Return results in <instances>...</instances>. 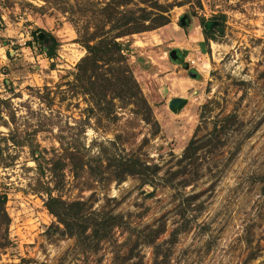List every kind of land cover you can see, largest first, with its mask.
<instances>
[{"label": "rangeland", "instance_id": "374dc122", "mask_svg": "<svg viewBox=\"0 0 264 264\" xmlns=\"http://www.w3.org/2000/svg\"><path fill=\"white\" fill-rule=\"evenodd\" d=\"M159 1L169 3V22L124 37L152 123L119 99L109 116H87L89 101L68 83L85 53L71 14L89 0H0V195L8 215L6 222L0 209V264H153L158 250L161 264H264V0ZM208 19L211 35H190ZM41 30L56 37L55 54L48 37L33 38ZM173 47L183 59L169 55ZM172 96L186 102L173 110ZM194 135L209 138L196 164L165 182ZM101 145L157 171L119 180L103 159L102 175L93 176L78 155ZM49 195L82 199L125 222L86 248L60 230ZM161 223L145 242L148 227Z\"/></svg>", "mask_w": 264, "mask_h": 264}, {"label": "trees", "instance_id": "16d2710c", "mask_svg": "<svg viewBox=\"0 0 264 264\" xmlns=\"http://www.w3.org/2000/svg\"><path fill=\"white\" fill-rule=\"evenodd\" d=\"M78 5L76 13L71 14L70 19L76 27V40L83 45L85 53L75 63L73 79L68 80V83L71 82L74 91L89 101L90 106L86 107L87 116L94 109L101 110L109 116L114 111V100L119 99L124 104H131L133 111L146 121H152L150 104L127 62V52L131 46L129 39L125 40L124 37L169 22L170 16L167 13L169 3L159 0H105L104 2L89 0L88 4L78 3ZM62 10L67 11V8L62 7ZM39 29L41 28L37 30ZM203 32L207 37L211 35V32L205 29ZM45 34L50 40L47 50L50 54H55L58 41L54 35L48 32ZM33 38L39 42L42 41L37 37L36 31H34ZM171 49L177 50L178 48ZM229 117L232 118L235 115H227L224 119ZM152 123L156 121L153 120ZM225 125V122H221L213 128V135L216 139H219ZM156 130L157 128L154 131ZM207 139L195 135L190 137L178 157L180 166L171 170L170 175L163 180L172 183V179L178 173L185 172L188 167L194 166L200 154L199 149L207 145ZM109 142L115 144L114 140H109ZM78 157L79 165L82 167L86 165L93 176L102 175L101 165L105 159V164L112 167L114 177L119 180L127 174L146 177L150 175V172L156 173L158 167L157 164H148L137 155L123 152L116 147L108 152L102 148V145L96 153L88 154L85 158L80 155ZM3 202L4 198L0 195L2 218L7 222L8 215L4 211ZM45 204L57 221L62 224L60 230L73 235L76 241L86 248L95 249L99 241L111 235L114 226L125 222L120 214L89 209L82 199L66 201L60 196L49 195ZM163 229V223L148 227L149 233L146 234L147 238L144 241L153 243ZM174 238L175 235L172 234L169 241L173 242ZM158 251H154L153 264H161L165 259L166 254L163 258H158ZM140 262L141 258H138L132 264H140ZM37 264L49 263L41 261Z\"/></svg>", "mask_w": 264, "mask_h": 264}, {"label": "water", "instance_id": "95a60500", "mask_svg": "<svg viewBox=\"0 0 264 264\" xmlns=\"http://www.w3.org/2000/svg\"><path fill=\"white\" fill-rule=\"evenodd\" d=\"M180 20H181V22H185V17H184V15L181 16V19H180ZM212 22H213V20H211V19L206 20L205 23H204V28H205L206 30H209V29H210V26H211V24H212ZM37 37H38L39 39H45V38H47L48 36L45 34V32H44L43 30H41V31H39V32L37 33ZM175 51H176L175 49H171L168 53H169L170 55L173 56V53H174ZM186 67H187V65H186ZM187 69H188L190 75H192V76H196V75H197V71H196V70H194V69H189L188 67H187ZM185 102H186V97H184V96H172V97L168 100V106H169L171 109L175 110V109L180 108Z\"/></svg>", "mask_w": 264, "mask_h": 264}, {"label": "crops", "instance_id": "0c3cea01", "mask_svg": "<svg viewBox=\"0 0 264 264\" xmlns=\"http://www.w3.org/2000/svg\"><path fill=\"white\" fill-rule=\"evenodd\" d=\"M202 32H203V29L200 32L198 30H195L194 33L190 34V35L194 36L197 40L201 41V40H203V33ZM175 48H177V47H175Z\"/></svg>", "mask_w": 264, "mask_h": 264}, {"label": "flooded vegetation", "instance_id": "af4514ba", "mask_svg": "<svg viewBox=\"0 0 264 264\" xmlns=\"http://www.w3.org/2000/svg\"><path fill=\"white\" fill-rule=\"evenodd\" d=\"M170 55V54H169ZM172 57V55H170ZM173 57L175 58V60H181L183 59L184 55L182 54V52L177 49L174 53H173Z\"/></svg>", "mask_w": 264, "mask_h": 264}, {"label": "built area", "instance_id": "2783aa9c", "mask_svg": "<svg viewBox=\"0 0 264 264\" xmlns=\"http://www.w3.org/2000/svg\"><path fill=\"white\" fill-rule=\"evenodd\" d=\"M190 61H191V62H193V61H194V59H190Z\"/></svg>", "mask_w": 264, "mask_h": 264}, {"label": "clouds", "instance_id": "9594fccd", "mask_svg": "<svg viewBox=\"0 0 264 264\" xmlns=\"http://www.w3.org/2000/svg\"><path fill=\"white\" fill-rule=\"evenodd\" d=\"M88 134H89V136H90V135H91V132L89 131V133H88Z\"/></svg>", "mask_w": 264, "mask_h": 264}]
</instances>
